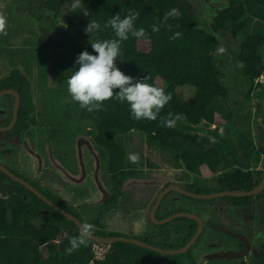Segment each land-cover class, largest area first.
<instances>
[{"label": "trees", "instance_id": "1", "mask_svg": "<svg viewBox=\"0 0 264 264\" xmlns=\"http://www.w3.org/2000/svg\"><path fill=\"white\" fill-rule=\"evenodd\" d=\"M27 1L35 5V19L39 22L58 20L62 17V0ZM223 1L226 3L225 8L217 12L211 11V13L214 12V17L209 22L210 30L205 31L196 26V9L190 0H82L89 15L83 14V8L70 13L66 21V29L69 33L84 31L91 19L98 21L103 28L107 20L117 13H120L121 17L130 10L140 13L135 21V27L137 29L143 27L149 35L139 39L130 35L129 39L121 45L123 59H118L116 64L126 75L136 79L148 77L147 83L162 87L166 93H171L172 99L161 110L156 120L137 121L132 118L127 102L121 103L115 97L105 101L100 111L89 113L86 109H81L78 103L72 102L66 94L61 103V108L65 110L64 122L70 120L84 125L88 123L93 126L94 124L96 129L93 132H90L87 126L85 131H88V135H93L95 146L108 160H112L120 151L118 141L120 138L117 139L119 136L117 134L121 137L123 134L136 131L145 138L149 147L158 151L163 157L171 152L177 162L174 167L181 168L184 164L192 175L200 176L202 181H204L202 170L205 168L213 176L212 181L218 186V189L213 190L212 193H206L205 188L195 189L194 185L189 183L181 185L180 188L187 192L212 195L220 192H251L257 189L264 180V167L260 169L261 155L264 158V145L259 153L250 132L252 117L241 118L243 119L241 121L247 123L249 127L248 133L239 131L235 127L231 131L227 126L221 134L215 127L219 118V103L223 102L226 106H230L233 99L231 90L225 84L223 61H220L221 41H225L234 34L238 24L247 20L250 10H256L259 15H264V0ZM246 6L254 8L247 9ZM172 8H178L181 12L178 19L169 18L167 23L172 25V29L169 30L162 24L158 33L152 32V25L162 21L164 14ZM176 25L179 27L177 28ZM177 31L181 32L182 36L177 40L170 39ZM95 34L99 39L114 38L111 27L96 31ZM83 50L96 54L87 41L76 44L72 53L77 58ZM226 50L225 48L226 55L233 54ZM3 55L9 59L13 70L0 78V92L10 90L18 92L21 96V106L15 128L9 133L0 134V145H18L20 148L24 147L30 138H35L33 127L38 112L33 88L34 70L37 64L40 72L39 85L42 87L40 92L43 94L46 92L44 86L48 80L45 51L3 48L0 51V58H3ZM237 60L243 81L249 82L250 86L254 87L259 79L264 78V34L258 32L245 37L239 46ZM241 64L243 67H240ZM21 65H24V71L16 68ZM75 70H78V66ZM58 85L59 83L55 87ZM44 102L41 101L44 106L42 112L49 106L46 101ZM173 103L178 104L175 110L170 108ZM13 109L14 97L0 98V128H6L11 124ZM169 112L179 114L187 127L183 125L181 119L177 120L171 128L162 126L161 117H166ZM48 118L51 116L49 115ZM47 123L46 126L40 124V137L46 138V130L49 133L57 128V133H53V141L64 145L65 134L59 130L62 124L57 123L58 127H55L52 120ZM235 142L237 144H234ZM47 146L46 149H49ZM46 149L38 147L41 155L47 151ZM228 149L236 151L238 155L232 159L231 154L227 152ZM254 153L261 165L255 161L254 166H249ZM104 154L109 155V158ZM38 157L37 154L36 158ZM4 167L13 175L29 183L54 205L84 223L81 216L63 205L62 199L57 194L49 191L51 189L45 185V179H42L44 185L39 181L29 182L23 176ZM219 171H222L220 176L217 175ZM134 174L133 171L121 172L114 177V180L120 184L119 192L123 181ZM197 182L195 180L194 183ZM171 185L173 183L166 184L165 187ZM119 199L117 195L113 203L110 199L105 205L115 207ZM222 199L233 204L235 208L254 211L255 207H260L261 211H264V191L251 198ZM218 200L196 201L177 193H170L162 201L156 219L163 221L179 213L195 214L186 206L213 204ZM156 201L157 198L152 208ZM169 203L175 208L164 210ZM262 215L264 217V213ZM197 216L200 217V215ZM204 222L205 228L201 237L184 255L163 256L135 245L117 243L111 246L110 252L103 260L96 261L92 252L95 243L92 241L88 240L87 246L81 245L71 253L67 251L71 246L70 238L80 233L75 223L66 220L25 187L0 171V264H245L244 262L264 264V242L256 246L251 243L256 236L243 235L250 243V248L243 257L227 258V255L243 252L244 242L224 233L217 228L216 224ZM151 229L153 232L148 233L150 237L171 239L173 243L156 245L145 239L135 240L169 251L180 250L189 244L197 234L198 225L192 220L181 218L164 226L152 225ZM62 235L63 242L56 245L55 240ZM92 235L100 238L122 237L115 234L107 235L100 231H94Z\"/></svg>", "mask_w": 264, "mask_h": 264}, {"label": "rangeland", "instance_id": "2", "mask_svg": "<svg viewBox=\"0 0 264 264\" xmlns=\"http://www.w3.org/2000/svg\"><path fill=\"white\" fill-rule=\"evenodd\" d=\"M190 1L196 9V26L198 29L205 31L210 30L211 24L209 22L214 17V12L224 9L226 6V3L223 0ZM62 2V17L60 19L39 22L35 19V5L29 3L27 0H0V13H3L7 17V34H0V51H2L3 48L36 50L37 52L43 49L45 51L48 80L44 86L46 92L43 94L40 92L42 87L39 85L40 72L37 64L34 70L35 80L33 88L37 112H40L39 116L37 113L38 117L36 118V123H39L38 127L48 124L47 122H51V120L55 127H58L57 123L62 124V128H59V130L65 134L64 138L66 140L65 146L53 141V133H57L58 131L57 128H55V130L53 129L54 131H50L49 133L48 130H46L47 137L44 139L40 137L41 142L38 138H30V141L25 143L24 147L20 148L18 145H0V164L23 176L29 182L39 181L44 185V180L42 179H45V185L51 189L49 191L57 194L62 199L63 205L81 216L84 223L87 222L94 225V229H97L94 231H100L107 235H120L130 239H145L156 245L172 244L173 241L171 239L166 240L160 237L154 238L148 235V233L151 234L153 232V229L146 228L143 224L144 216L141 214L140 208H142V204L146 199L140 197H144V194H146V198L148 196L147 192L143 189H141L142 192H140V195L134 193L132 194V197L129 196V206L126 209L122 208L124 204L117 206L118 208L107 206L105 205L107 200L111 199V202L113 203L117 195H119V198L121 197V192H112V194L107 195L104 198L102 195L103 191L99 189V181H96L93 178H88L83 183H80L82 180L79 181L80 184L73 183L66 179L64 173L59 171V168L54 166V163L56 162L57 165H64L65 168L68 166H72L73 168L76 165L80 167V163L83 162V160L89 159L88 156H90L92 160H95V149H97L93 141L87 139L88 131H85L87 130V126V128L89 127L90 132H93V130L96 129L94 124L93 126L90 124L88 125V123L84 125L70 120L65 123V110L61 108V103L66 97V94H68L65 81L71 75L69 70H75L77 66L75 65L76 57L72 53L75 45L82 41H87L89 43L94 42L99 38L95 33L91 35L87 34L85 30L69 33L66 29L67 16L78 9L73 10V0H62ZM252 8L254 7H247V9ZM211 11L214 12L211 13ZM258 32L264 34V15H259L256 10H250L247 20L238 24L234 34L229 36L225 41H221V49H223L224 55L223 51H221L219 54L221 57L220 61H223L222 67L226 74L225 84L229 90H231L230 93L233 99L230 106H226L223 102L219 103V118L217 127L215 128H218V131L221 132V134L227 126H229L228 128L229 130L231 129V131L235 127V129H238L239 131L248 133L249 131H247V129H249V127L247 123L241 120L247 117H252L250 129L252 140L258 148V152L261 153L260 149L264 145V78L259 79L256 82V85L251 87L249 82L243 81L244 79H242L241 72L238 69L237 60L239 57V46L244 41L245 37ZM225 48L228 53L232 52L233 54L230 56L226 55ZM38 55L39 53L36 54L37 60L39 57ZM3 56V58H0V78L13 70L9 59L5 55ZM23 66L21 65L16 68L24 71ZM58 83L59 85L55 87ZM42 100L43 103L46 101L49 105L46 107L45 111L43 110L44 112H42V108L44 107L41 104ZM233 104H237V106H232ZM173 106L174 104L171 105L170 108H173ZM49 115L51 118H48ZM181 122L183 123L184 121L182 120ZM117 135L120 136V134ZM119 136H117V139L120 138L118 140L119 146L120 149L123 150L122 157L125 162L129 163L130 160L128 157L129 154L132 153H138L139 157L142 153V155L146 156L147 161L151 160L154 151L149 147L145 149L144 145L147 143H145L146 140L142 135L133 131L123 134L121 137ZM48 137L49 141H47ZM234 144H237V142ZM46 146L49 147V149H46ZM38 147L44 148L47 151H45L39 158H36V155L40 154ZM64 147L67 150L64 149ZM97 151L101 152L99 149ZM149 151H151V153ZM46 152L50 153L48 154ZM87 152H89L90 155ZM227 152L230 153L232 159H234L236 151L228 149ZM49 155H52L53 158H50ZM165 155L167 158H163L168 160L173 166L177 163L171 152L166 153ZM104 156L109 158V155L107 154H104ZM256 156L257 155L254 153L249 161V166H254L255 161L258 165H261L259 160H256ZM52 159L54 160V163H51ZM260 160L262 163L260 169H263L264 158L262 155ZM130 163L134 166H141L139 162L133 163L130 161ZM116 167L117 169H121L125 167V164L120 161ZM181 167H184L183 164ZM171 171L174 174V171ZM206 171L207 169L203 168L202 172L205 173ZM182 174L184 176L186 175L185 180H190V183L194 185L195 189L205 188L206 191L204 189L202 190L206 193H212L213 190L218 189L217 183L215 185V182L212 181L213 176L209 172L205 174V178L203 177L204 180L210 179L209 184L202 181L200 176L192 175L190 177V171L189 173L183 172ZM219 174L220 173L218 172L217 175ZM195 180L198 181L196 184L194 183ZM152 181L153 184L160 185V188L158 187L159 189L163 187V185L161 186L163 183L162 175L157 176L156 179H153ZM168 182H173L172 175L169 176ZM149 183L147 185H149ZM193 205L186 207L196 215H200L202 220L206 221L207 224H216L217 228L222 231H231L241 236H248L247 234H249L248 237L256 236L255 239L251 241L252 245L255 246L256 244H262L264 242V217L262 215L264 211H261L260 207H255L253 209L254 211L239 209L233 207V204L226 202L223 199H219L213 204L206 203ZM172 208H175V206L169 203L164 210H171ZM257 236L259 238H257ZM63 240L64 237L62 235L57 238L54 243L59 245ZM210 257H214V255H210ZM244 263L246 264V262Z\"/></svg>", "mask_w": 264, "mask_h": 264}, {"label": "clouds", "instance_id": "3", "mask_svg": "<svg viewBox=\"0 0 264 264\" xmlns=\"http://www.w3.org/2000/svg\"><path fill=\"white\" fill-rule=\"evenodd\" d=\"M73 10L83 8V14L89 15L87 8L82 0H73ZM140 16L138 11L130 10L125 16L121 17L117 13L101 27V24L95 19H91L85 27V32L89 35L96 31H103L104 28L111 27L114 32V38L97 39L90 42L94 53L83 50L78 54L75 65L78 70H69L71 75L66 79L67 92L72 102L79 104L81 109H86L89 113L100 111L103 103L115 97L121 103L127 102L129 111L133 119L154 121L157 119L161 110L171 99V93H166L162 87L146 82L148 77L136 79L126 75L117 66L116 61L123 59L121 45L129 39V36L145 38L149 34L143 27L136 28L135 21ZM181 12L178 8H172L167 11L162 21L152 25L151 31L158 33L162 24L169 30L172 25L167 23L169 18L178 19ZM7 17L0 13V34L6 35ZM178 28L179 25H176ZM182 36L181 32H174L170 37L177 40ZM223 51V49H220ZM240 67H243L241 64ZM118 91H114L117 90ZM182 117L179 114L169 112L166 117H161V124L164 127H173L177 120ZM128 159L133 163L139 161V154H129ZM94 232V225L83 223L81 232L70 238L69 253L76 250L79 246H87L88 237ZM97 244V243H95ZM104 245V244H103Z\"/></svg>", "mask_w": 264, "mask_h": 264}, {"label": "crops", "instance_id": "4", "mask_svg": "<svg viewBox=\"0 0 264 264\" xmlns=\"http://www.w3.org/2000/svg\"><path fill=\"white\" fill-rule=\"evenodd\" d=\"M173 104H174V106H173V108H171V110H175L178 107L177 104H175V103H173ZM39 115H40V112H38V116ZM183 123H185V122H183ZM183 125L187 127V124H183ZM38 126H39V123H35V126L33 127L34 128L33 134H34V137L38 138V140H39L40 139V132H39L40 127H38ZM87 139H90L93 141V136L87 134ZM142 143H143V141H142ZM65 144L66 143H64V145ZM64 145L62 143V146H64ZM144 147H145V149H147L149 146H147V144H145ZM149 148L152 151H154V154H153V156L151 155L152 156L151 160L147 161L146 156L142 155V153H141L140 155L142 157L140 156L139 161H138L139 164H141L140 167L131 165L130 161H129V163L125 162L124 158L122 157L123 156L122 155L123 150H121V149L118 152V154L114 157V160L113 159L108 160L102 156L101 152L97 151L98 150V148H97V149H95V155H96L95 160H92L91 157L88 156L89 159L83 160V162L80 163V167L76 165L73 168H72V166H68L67 168H65L64 165H57L56 162L54 163L53 159L51 160V163H54V166L56 168H59V171L64 173L66 179L73 182V183L80 184V183H83L88 178H93L96 181H99L100 182L99 183V189L103 191L102 195L104 196V198L107 195L112 194V192L118 191L120 184L118 182H116V180H114V177L117 174H119L121 172H132V171L135 172V174L132 177H128L127 179H125L123 181L121 191H120L121 197H120L119 201L117 202V205H115V208H118L117 206H121L122 204H124L122 206V208L126 209L129 206V202H128L129 196L132 197V194H134V193H138L140 195V192H142L141 189H143L144 191L147 192L148 196L146 198V194H144V197H140V198L146 199L142 204V208H140V212L144 216L143 217L144 218V220H143L144 227L151 229L153 224L151 222L150 215H151V211L153 209L152 208L153 202L155 201L156 198H158V196L162 192V189L165 188V185L167 183H169L168 182L169 176L172 175V177H173V182H171V183H173V185H176L179 187H181V185H186L188 183L189 184H191V183L189 182L190 180H185L186 175L184 176L182 174L183 172L189 173V169L184 164H183L184 167L176 168L173 165H171L167 160H165L163 158V156L159 154L158 151L152 149L151 147H149ZM64 149H66V148L64 147ZM149 152L151 153V151H149ZM46 153L49 154L50 152H46ZM87 153L89 154V152H87ZM53 155H54V153H53ZM38 156L40 157L42 155L38 154ZM49 156H50V158H53L52 155H49ZM56 160H57V156H56ZM120 161L125 164V167L121 168V169H117L116 165ZM170 169L174 171V174ZM179 169H182V170H179ZM221 172L222 171H219L220 174H221ZM206 173H208V171H206L202 175L204 178H205ZM161 175L163 176V183L161 184V186L163 185V187H161V189H159L160 185L158 184L159 185L158 186L157 184L156 185L153 184L152 180L156 179L157 176H161ZM191 176H192V174L190 175V177ZM79 181H81V182L79 183ZM149 182H151V183H149ZM204 182L206 184H209L210 179L204 180ZM148 183H149V185H147ZM125 238H127V237H125Z\"/></svg>", "mask_w": 264, "mask_h": 264}, {"label": "water", "instance_id": "5", "mask_svg": "<svg viewBox=\"0 0 264 264\" xmlns=\"http://www.w3.org/2000/svg\"><path fill=\"white\" fill-rule=\"evenodd\" d=\"M5 96L14 97L13 118H12L11 124L8 127L0 128V134L9 133L15 128L17 121H18V115H19V110H20V106H21V96L19 95L18 92L13 91V90L0 92V98L5 97ZM0 171L3 174H5L6 176H8L14 182L25 187L27 190H29L31 193H33L35 196H37L42 202H44L45 204H47L48 206L53 208L55 211H57L60 215H62L66 220L75 223V225L79 229V232H81V226L83 223L78 218H76L74 215H71V214L67 213L66 211H64L63 209L54 205L48 198H46L38 190L33 188L29 183H27L26 181L20 179L19 177L15 176V175H13L11 172H9V170H7L1 164H0ZM263 191H264V180L262 181L261 185L257 189H255L251 192H220V193H216V194H212V195H199V194L190 193V192H187V191L183 190L182 188H180L179 186H176V185H171V186L166 187L163 190V192H161L160 195L158 196L157 201H156V203H155V205L151 211L150 219H151L152 224L154 226H164V225H167V224H169V223H171L177 219L185 218V219H189V220L196 222L198 225L197 234L192 238V240L189 242V244H187L184 248H182L180 250H169V251L162 250V249H159V248H156L153 246H149V245L142 243L138 240L125 238V237L100 238V237H96L94 235H91L90 237H88V240L92 241L94 243L110 245V246L117 244V243L131 244V245H135V246H138L140 248H143V249L151 250V251L159 253L163 256L174 257V256L184 255L189 250H191V248L197 243L198 239L201 237V235L204 231V228H205V222H204V220H202L197 215L188 214V213L175 214V215H173V216H171V217H169L163 221H158L156 219V213H157L162 201L170 193H177L181 196H185L187 198H190V199H193L196 201H214V200L227 198V197L251 198V197H255L257 195H260ZM223 232L230 235V236L236 237L239 240H243L245 242V245H246V249L243 253L230 254V255H227V258L243 257L248 252V250L250 248V243L246 240V238L244 236H241L239 234H235V233H233L231 231H227V230H223Z\"/></svg>", "mask_w": 264, "mask_h": 264}, {"label": "built area", "instance_id": "6", "mask_svg": "<svg viewBox=\"0 0 264 264\" xmlns=\"http://www.w3.org/2000/svg\"><path fill=\"white\" fill-rule=\"evenodd\" d=\"M111 246L110 245H103V244H95L92 247V252L94 255V260L101 261L104 259L105 255L110 252Z\"/></svg>", "mask_w": 264, "mask_h": 264}, {"label": "flooded vegetation", "instance_id": "7", "mask_svg": "<svg viewBox=\"0 0 264 264\" xmlns=\"http://www.w3.org/2000/svg\"><path fill=\"white\" fill-rule=\"evenodd\" d=\"M234 233V232H233ZM236 234V233H235ZM236 238V237H235ZM238 239V238H237ZM247 240V239H246ZM243 241V240H242ZM248 241V240H247ZM244 242V241H243ZM244 244H245V242H244ZM245 249H246V245H245ZM245 249L243 250V252L245 251ZM243 252H241V253H243Z\"/></svg>", "mask_w": 264, "mask_h": 264}]
</instances>
